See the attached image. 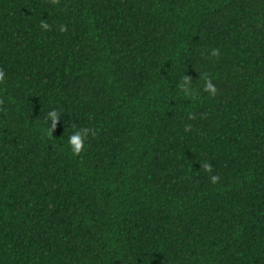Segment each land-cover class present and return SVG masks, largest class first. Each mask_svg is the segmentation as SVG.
<instances>
[{
  "label": "trees",
  "instance_id": "16d2710c",
  "mask_svg": "<svg viewBox=\"0 0 264 264\" xmlns=\"http://www.w3.org/2000/svg\"><path fill=\"white\" fill-rule=\"evenodd\" d=\"M0 72V264H264V0H0Z\"/></svg>",
  "mask_w": 264,
  "mask_h": 264
},
{
  "label": "clouds",
  "instance_id": "9594fccd",
  "mask_svg": "<svg viewBox=\"0 0 264 264\" xmlns=\"http://www.w3.org/2000/svg\"><path fill=\"white\" fill-rule=\"evenodd\" d=\"M52 3H55V0H52ZM40 28L43 29V30H47L49 28V24L43 22V20H42L40 22ZM211 55H213V56L217 55V50L216 49H212ZM2 76H3V73L0 72V77H2ZM182 87L184 88L185 92L188 91L187 82H185V84L182 85ZM205 90L208 91L210 94H214L215 93V86L211 83L210 80H206V82H205ZM46 119L51 122V127L53 128L55 126V123L59 119L57 111L55 109H52V110L48 111ZM88 134H89V129L81 128V129H77V130L73 131L68 136L67 145H68V148H69L70 152L73 155H78L81 152V150H82V148L84 146L85 138L87 137ZM203 168H204L205 172H209V173L212 172L211 165H209V164H204ZM217 179H218V177L216 175H211L209 177L210 182L213 183V184L216 183Z\"/></svg>",
  "mask_w": 264,
  "mask_h": 264
}]
</instances>
